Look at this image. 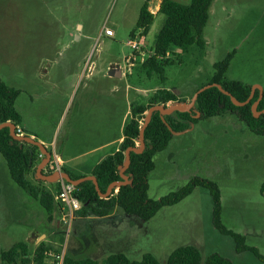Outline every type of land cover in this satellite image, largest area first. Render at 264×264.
Here are the masks:
<instances>
[{
    "label": "rangeland",
    "instance_id": "obj_1",
    "mask_svg": "<svg viewBox=\"0 0 264 264\" xmlns=\"http://www.w3.org/2000/svg\"><path fill=\"white\" fill-rule=\"evenodd\" d=\"M144 1L0 0V79L19 90L14 106L28 130L51 141L52 151L67 146L82 152L106 141L110 133L114 139L124 111L129 109L130 117V105L146 104L158 89L186 96L185 103H176L185 105L211 79L213 64L231 52L223 78L259 85L264 91V0H213L200 35L204 46L194 43L186 51L173 48L164 81L148 76L141 66L153 53L154 37L163 22L162 14H154L147 34L141 36L136 23ZM157 2L150 0V11ZM105 27L113 34L106 35ZM129 41L137 42V47L132 48ZM118 71L122 77L116 76ZM108 97L112 98L110 106ZM92 98L106 99L111 131L99 129L109 120L99 109L93 114L100 134L91 135L81 117L71 128L81 100ZM171 104L175 103L166 106ZM109 149L78 162H94ZM153 163L147 177L149 199L176 191L194 177L212 180L220 192L222 225L242 235L245 245L264 256V194L260 192L264 134H254L235 114L225 111L173 134L166 148L153 156ZM0 189V251L24 242L33 252L44 241L72 258L102 261L121 252L139 260L149 252L165 264L174 249L193 245L202 261L218 253L232 264H264L249 251L238 253L234 239L213 226L212 200L206 188L196 187L147 221L131 215L104 219L76 214L67 234L52 223L53 218L41 217L44 211L38 201L11 181L1 154Z\"/></svg>",
    "mask_w": 264,
    "mask_h": 264
},
{
    "label": "trees",
    "instance_id": "obj_2",
    "mask_svg": "<svg viewBox=\"0 0 264 264\" xmlns=\"http://www.w3.org/2000/svg\"><path fill=\"white\" fill-rule=\"evenodd\" d=\"M149 1L145 0L139 10L136 30L141 36H145L153 22L154 14L149 9ZM213 0H190L188 4L175 0H160L157 13L163 15V22L153 41V53L141 64L148 76L156 75L164 81V68L172 63L167 53L176 48L186 51L192 44L199 47L204 46L201 39V31L208 19V11ZM134 32V31H133ZM233 52L228 53L224 59L213 64L214 73L206 83H218L239 102L244 101L251 86L245 85L238 80L227 81L223 78L224 72ZM264 92V91H263ZM19 90L8 86L0 79V123L13 122L20 124L21 119L16 111L14 102ZM258 97V90H254L251 100L243 105L233 104L229 96L223 94L217 87H210L197 95L195 105L188 112L175 111L171 114L161 115L159 111H153L148 125L144 129L145 147L141 153H130V163L125 174L131 180L130 184L121 185L112 190L111 195L101 198L92 181L86 180L76 186V196L82 202L81 209L77 214L81 217H104L117 209L124 214L135 216L147 221L165 206H172L187 197L196 187L206 188L212 200V223L222 234L231 236L236 244L238 253L249 251L257 259L264 263V256L257 249L245 245L244 237L225 228L220 221V192L216 182L205 178L194 177L183 187L170 192L159 199H149L148 173L153 170V156L166 148L173 134L190 129L199 119L214 117L229 111L244 122L247 128L257 135L264 134V112L255 116L251 111V104ZM185 103V99L175 93L158 89L148 99L146 104L137 103L130 105V117L122 127V141L118 149L104 157L91 171L95 176L99 189L104 192L107 186L116 180H120L119 170L124 161V151L128 147L136 146L138 142L139 129L143 123L145 112L153 105L166 106L167 103ZM264 109V96L256 106V111ZM200 115L197 117L196 113ZM139 143V142H138ZM0 154L5 160L9 175L13 182L30 197L37 200L39 205L52 219L53 211H57L58 204L55 202L54 189L45 186V181L37 178L35 165L39 150L37 146L27 144L12 138L7 127L0 129ZM47 163L45 166H48ZM71 178L81 176L74 175L66 169ZM51 173V171H48ZM31 174V178L29 175ZM260 192L264 194V182L261 184ZM53 249L49 244L40 241L33 252L28 250L24 242H17L6 250L0 251V262L3 264H48L44 251ZM63 264H161L157 258L149 253H144L139 260H132L121 252L109 254L102 261L90 257L72 258L64 254ZM165 264H232L230 259L218 254L211 253L202 261L201 253L196 246L184 245L174 249L167 257Z\"/></svg>",
    "mask_w": 264,
    "mask_h": 264
},
{
    "label": "crops",
    "instance_id": "obj_3",
    "mask_svg": "<svg viewBox=\"0 0 264 264\" xmlns=\"http://www.w3.org/2000/svg\"><path fill=\"white\" fill-rule=\"evenodd\" d=\"M189 2H190V0H189ZM159 3H160V0H158L157 4L155 5V9L154 10H151V11L149 10L152 14H157ZM148 9H149V6H148ZM172 50H173V48L170 51H172ZM169 52L167 53V57H169ZM119 72H120V77H122V71H119ZM129 87L130 86L127 85V88H129ZM134 89L137 90V88H134ZM108 93L111 94V88H108ZM176 95H178V94H176ZM178 96H180V95H178ZM180 97L186 98V96H180ZM111 104H112V98L108 97V106H110ZM79 106L80 107H78V109L75 111V120L72 123L71 128L74 127L76 121L78 122V120H77L78 117H81L82 120L86 121L84 123L85 129L91 131V135H95L96 133L100 134L101 133V131H100L101 127H104L105 130L107 129L108 131H111V129H112V127H111V109H110V107H108V109L106 108V99H104V100H98L96 98L83 99L79 103ZM101 106H103V107H101ZM97 109L103 111L102 114H103L104 117H106V114H108V119H109L107 123L104 121L103 124L99 125V127H100L99 129L100 130L96 126V120H95V117H94V114H93L94 112L96 113ZM16 111L19 113L21 121L23 120V122H24L23 124H21L22 125L21 127L23 129L24 135H28V136L34 138L35 140L39 141L40 143H42L48 150H50L52 152V155L55 154L57 156V158H58V160L60 162L61 168H64L68 172H70V173H72L74 175H77V176L92 175L91 171L94 168V166L98 162H100L104 157L114 153L118 149L119 144L122 141V127H123V124L125 123L126 119L129 117V109H127L126 111H124L123 115L121 116V118L119 120L118 133L114 137V139L112 137V134L110 133L109 138L106 141H104L100 145H97L95 147H92L91 149H88V150H85V151H82V152H73L70 149H68L67 146H61L62 148L57 149L58 151L56 150V148L53 149V151H52L51 149H49V146L51 145V141H49V139L44 138L41 135L35 133L34 131L28 130V125H27L26 121L24 120V118L22 116V113L17 108H16ZM63 111H64V109H63ZM63 111H62V113H63ZM108 147H110L109 151H106L103 154H101L94 162H91V163L89 161H87V162L83 161V162H80V163L78 162L79 160L89 156L90 154L95 153L97 151L105 150ZM43 158H44L43 156L42 157L38 156L35 168L39 164V162H41L43 160ZM5 165H6V163H5ZM54 168H55V162H54V158L52 156L51 160L49 162V165L48 166H44L42 168V172L43 173H47L48 171L52 172V171L55 170ZM9 177H10V175H9ZM29 177L31 178V174L29 175ZM10 179H11V177H10ZM11 181L13 182L12 179H11ZM45 186L49 187L48 184H46V182H45ZM1 192H2V190L0 189V194H1ZM43 211L44 212L41 214V217H44V218L48 217V214L45 212L44 209H43ZM57 212L58 211L55 210L52 213V216H53L52 223L55 222L57 227H58V218L56 220L54 219L55 216H57ZM117 214H120L121 217L130 216V215L124 214L120 210L115 209L110 214H108V215H106L104 217H101V218H104V219L111 218V217L114 218V217H116ZM40 224H41V226L43 228L45 227L44 222H40ZM31 233H32V231L30 230V233L28 234V237L30 236ZM26 239H23V240L25 241Z\"/></svg>",
    "mask_w": 264,
    "mask_h": 264
},
{
    "label": "water",
    "instance_id": "obj_4",
    "mask_svg": "<svg viewBox=\"0 0 264 264\" xmlns=\"http://www.w3.org/2000/svg\"><path fill=\"white\" fill-rule=\"evenodd\" d=\"M116 76H120V72L118 71ZM210 87H217L223 94L229 96L231 102L237 106H243L245 104H247L251 98L253 97L254 94V90L257 89L258 90V97L256 100H254V102L251 104V111L253 112V114L255 116H258L261 112H264V109L261 111H256V106L258 105V103L260 102V100L263 98L264 96V92L263 89L259 86V85H253L250 88V93L248 95V97L242 101L239 102L237 101L231 94L229 91L225 90L220 84L218 83H208L205 84L203 86H201L200 88H198L196 90V92L192 95L190 101L188 103H186L185 105H178V104H171L168 106H162V105H153L151 107L148 108V110L146 111V114L144 116L143 119V123L139 129V136H138V142L139 145L138 146H134V147H128L125 149L124 151V161L123 164L119 170V176H120V180H116L111 182L106 190L104 192H101L97 183V180L95 178L94 175H85V176H81L79 178L73 179L70 177V175L63 171V170H54L51 173H43L42 172V168L50 162L52 155V152L50 150H48L42 143H40L39 141L35 140L34 138L28 136V135H17L15 133V124L13 122L7 121V122H3L0 123V129L7 127L9 130V134L12 138H14L15 140L27 143V144H31L34 146H37L39 152L43 155V160L41 162H39V164L36 166L35 168V174L37 176V178L41 179L42 181L48 182V183H55L60 179L65 180L66 182H69L71 184H73L74 186H77L78 184H80L83 181L86 180H90L93 182L95 189L98 193V195L101 198H106L108 196L111 195V192L113 189H115V192L117 191V188L121 185H126V184H130L131 180L128 178V176L125 174V170L127 169V167L129 166L130 163V153L134 152V153H141L145 147V141H144V129L145 127L148 125L150 119H151V115L153 111H159L161 115H167V114H171L175 111L178 112H188L191 110V108L195 105V101L197 98V95L202 92L203 90L210 88ZM200 115L199 112L196 113V116L198 117Z\"/></svg>",
    "mask_w": 264,
    "mask_h": 264
},
{
    "label": "built area",
    "instance_id": "obj_5",
    "mask_svg": "<svg viewBox=\"0 0 264 264\" xmlns=\"http://www.w3.org/2000/svg\"><path fill=\"white\" fill-rule=\"evenodd\" d=\"M106 35H112L113 32L109 28H104ZM128 44L132 48L137 47V42L129 41ZM15 133L17 135H24L22 127L19 124L15 125ZM39 157L43 155L39 152ZM55 162V170L60 169V162L57 156L53 155ZM56 183V191L53 193L55 202L58 204V226H62L66 234L69 232L70 225L73 219L76 217L77 212L82 207V202L76 196V186L66 182L63 179L58 180ZM64 251L57 252L53 249H47L44 251L46 261L48 264H63L64 263Z\"/></svg>",
    "mask_w": 264,
    "mask_h": 264
}]
</instances>
